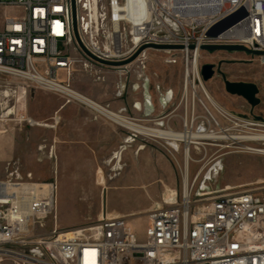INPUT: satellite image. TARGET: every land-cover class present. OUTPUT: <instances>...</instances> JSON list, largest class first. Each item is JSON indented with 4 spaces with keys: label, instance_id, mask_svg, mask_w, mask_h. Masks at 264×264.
Wrapping results in <instances>:
<instances>
[{
    "label": "built area",
    "instance_id": "2783aa9c",
    "mask_svg": "<svg viewBox=\"0 0 264 264\" xmlns=\"http://www.w3.org/2000/svg\"><path fill=\"white\" fill-rule=\"evenodd\" d=\"M125 2L75 0L80 39L100 60L124 61L143 44L179 46L183 48L164 53L181 54L185 68L190 69L186 79L197 78L200 84V69L193 72L198 47L237 44L264 52V0H143L146 14L141 20L127 16ZM226 16L230 17L229 27H243V37L223 38L208 31ZM75 45L82 52L73 31L71 0H0V124L15 119L30 127L57 130L62 110L70 105L107 122H112L107 109L123 115L127 112L126 106L114 110L110 103L100 107L73 86L74 61L68 49ZM189 46L195 50H188ZM149 50L154 49L143 51L133 62L139 66V77L147 68ZM83 55L82 67L95 82H105L110 73L121 79L133 64L106 66ZM259 59L264 64V55ZM61 70L65 81L57 76ZM33 87L62 99L47 120L19 114L14 104L8 106L13 99L15 103L25 100ZM132 88L140 89L138 84ZM187 88L189 92L190 84ZM145 91L151 108L152 98L148 89ZM124 92L125 84L120 81L115 95L122 97ZM173 98V91L167 90L163 108ZM199 101L204 113L197 114L194 103L185 108L179 122L169 118L165 124L157 121L151 127L196 137L189 144L182 137L170 139L178 144L176 148L166 144L180 171L181 193L176 191L147 212L142 237L130 225V216L103 214L95 224L61 229L56 182L35 180L17 162L7 163L6 176L0 178V264H264V183L239 191L215 189L223 163L214 161L220 156L201 163L194 172L190 169L191 163L207 158L206 145L217 147V152L220 147H231L221 142L235 141L237 127L245 120L218 113L228 121L224 125L202 99ZM134 107L142 108L139 103ZM199 151L204 155L194 159ZM50 153L53 155L52 148ZM50 219L52 227L46 233Z\"/></svg>",
    "mask_w": 264,
    "mask_h": 264
},
{
    "label": "rangeland",
    "instance_id": "374dc122",
    "mask_svg": "<svg viewBox=\"0 0 264 264\" xmlns=\"http://www.w3.org/2000/svg\"><path fill=\"white\" fill-rule=\"evenodd\" d=\"M68 50L69 56L74 60L72 84L80 92L99 103L104 105L112 103L115 106L117 104L126 106L132 100L133 94L136 96L135 92H139L141 110H137L135 114L131 109H127L124 115L135 119L141 125L154 127L157 121V123L161 121L165 124L169 118L179 122L180 117L185 114V108L187 106L192 108L194 103L196 113H204L200 99L218 116L222 124L228 123L206 99L199 85L195 98L190 88L188 96H184L185 64L181 54L164 53L165 50L160 52L149 50L147 68L142 76L139 77L141 72L135 62L131 65L129 73L121 79L116 74L110 73L105 82H95L91 73L82 67L84 55L79 48L75 45L70 46ZM200 55L201 79L208 91L223 108L245 120L241 124L242 127H237L235 134L237 136L264 134V64L259 59L261 55L202 50ZM206 64L214 67V75L207 81L202 76V67ZM57 76L63 81L66 80L65 71H59ZM145 78L149 81L145 82ZM120 81L125 84L122 97L115 95L116 86ZM225 81L256 84L259 89L257 97L260 103L252 107L243 97L229 94L225 89ZM134 84L140 87L135 92L132 88ZM156 87L159 89L156 90ZM196 87L197 84L195 89ZM145 88L148 89L149 96L152 98L153 107L151 108L146 104ZM169 89L173 91L174 98L171 104L163 108V95ZM61 101L59 95L33 87L25 100L15 103L13 99L8 106L11 107L14 104L19 114L24 113L37 120H47L59 108ZM56 104L59 106L56 107ZM253 121L260 124L244 127L246 122ZM109 123L111 126L107 136L102 139L99 138L100 130H96L97 137L88 138L89 141L65 143L58 140L59 127L57 130L30 127L15 119L3 122L0 124V178L6 176L7 163L15 161L25 174L30 173L35 180L56 182L57 221L58 226L65 230L99 222L102 211L106 215L104 211L106 212V208L110 207L113 198L110 200L108 190L104 192V207L102 198L98 195V189L102 192L104 188L115 184L116 180L130 177L135 180V186L124 188L118 193L117 206L124 210L136 211L137 217L130 218L129 221L135 231L142 232L145 229L143 219L146 214L141 210L148 202H150V209L161 205L164 200H168L172 194H175L174 190L180 194L182 184L180 171L167 151L168 146L164 141L153 140L144 135L133 136L134 133L129 129L114 122ZM221 144L231 145V147H220L217 152V147L206 145L207 158L200 163H191V172L196 171L201 163L213 162L220 156L214 161L221 160L223 163V170L217 177V182L213 184L215 189L231 188V191H239L264 183V155L244 153L240 149L241 146H248L264 150V142L240 144L236 141H227ZM124 146L126 149L121 155L123 171H116L114 169L118 162L115 157ZM53 147L52 155L50 152ZM141 147L143 150H140ZM202 155H204L203 152H196L194 159L200 160ZM4 157L6 158L3 161L1 158L4 159ZM149 160L152 168L155 166L158 172L155 179L152 173H142ZM179 161L183 163L181 153ZM216 164L221 165V162L218 161ZM99 180L102 181L101 186L98 185ZM160 180L163 183H160ZM84 188L89 190L87 197L79 193ZM114 204L116 205L115 202ZM52 223V219L47 221L46 233L49 232Z\"/></svg>",
    "mask_w": 264,
    "mask_h": 264
},
{
    "label": "bare ground",
    "instance_id": "6f19581e",
    "mask_svg": "<svg viewBox=\"0 0 264 264\" xmlns=\"http://www.w3.org/2000/svg\"><path fill=\"white\" fill-rule=\"evenodd\" d=\"M125 4H126L125 8H126V11H127V16L129 18H133V19H137V20H141V19L144 18L146 12H145V9H144L143 0H126ZM76 14H77V11H76ZM229 20H230L229 16H226L224 18H221L220 20H217L216 22H214L215 26L214 27H209L208 31L209 32H213V33H218L223 38H232V37H241V36L243 37L244 36L243 27H241L239 24L237 25V27H229V23H228ZM134 37H137V35L134 34ZM154 45H156V44H154ZM190 47L191 46L188 47V50H195V47H194V49H190ZM200 47H198V49L196 51V54H195L196 56H195L194 67H193V72L194 73L199 71V61H200V57H201V55H200L201 54V52H200L201 48ZM158 51L160 52L161 50H158ZM165 51H171V50H165ZM130 67L131 66L128 67V70L130 69ZM187 73L188 74L190 73V69L189 68L188 69L184 68L183 93H184L185 97L188 96V93H189L188 92V88H187L188 84H190V86H191L192 95L194 96V98L197 96L196 89H195V85L197 84L203 89V92H204V95H205L206 99L214 106L215 109H217L220 112V114L221 113L222 114H228V113L231 114L229 111H227V109L223 108L218 103V101L212 96V94L208 91V89L206 88V86L203 83L201 78L199 79L200 84H198L197 78H195V80L186 79L187 75H188ZM91 100L94 101L100 107L104 108V106L101 103H99L98 101L94 100L93 98H91ZM107 111H109L108 115H109V117H111L112 122H114L115 124H118V125L126 128V129H129L136 136L144 135V136H147V137L161 138V139L165 140L166 144L168 146H171L172 148H176L178 146V144H176V142L170 141V139H172V138L175 139V137H182L187 142V144H189L190 141L196 137L195 134H190V133L189 134L179 133V135H178L174 131L172 133H168V132H165L163 130H155L154 128L141 125V124L137 123L136 121L129 119L126 115L119 114V113H117V112H115L113 110H109V109H107ZM251 125H254V124L246 122L244 127L251 126ZM233 140H235L236 142H238L240 144L243 143V142H264V134H254V135H247V136H235L233 138ZM125 149H126V146L121 148V151H119L116 154L115 160H117V162H118L117 165H116V168L114 169L116 171H123V167L121 166V163H122L121 162V160H122L121 155H122V152ZM240 149H242L241 152H244V153H252V154L256 153V154L264 155V150L263 149H257V148L248 147V146H241ZM140 150H143V147H141ZM185 163L186 162H184V164ZM216 165H219V164H216ZM184 170L188 171L189 168H186ZM174 192H176V190H174ZM147 212L145 214H147ZM135 216L137 217V215H131L130 217L133 218Z\"/></svg>",
    "mask_w": 264,
    "mask_h": 264
},
{
    "label": "crops",
    "instance_id": "0c3cea01",
    "mask_svg": "<svg viewBox=\"0 0 264 264\" xmlns=\"http://www.w3.org/2000/svg\"><path fill=\"white\" fill-rule=\"evenodd\" d=\"M138 93L139 92H135V94H137V95L135 96L133 94L132 100L130 102H128L126 105V108L131 109L133 111V113H135V114H136L137 110L134 107V104L139 103V100H140ZM58 106H59V104H58ZM58 106L56 104V107H58ZM110 106L113 109L117 110L118 108L125 106V104H117L115 106L114 104L110 103ZM61 119H62V122H61V125L59 126V132H58V138L59 139L58 140L61 142H65V143H76V142L89 141V140H87L88 138L97 137L96 132H95L96 130H100L99 138L102 139V138L107 136L106 134H107V131L109 130V126H111L110 123L105 121V120L93 119L91 113L88 110L81 108V107L74 106V105L67 106L66 108H64L62 110ZM78 137H81V138L83 137L86 139H81V138L78 139ZM52 149L54 150V147ZM6 157H7V154H6ZM6 157H4V159L3 158H1V159L4 161ZM144 158H148V157L144 156ZM1 163H2V161H1ZM150 164H152V163L149 160L146 167L145 168H143L144 166L142 167L143 168L142 173H150V174L152 173L154 176L153 179H155L157 177L158 172H157V169L155 168V166H154V168H152V166ZM115 182H116L115 184H111L110 186H108V188H106V189L104 188L102 190V192H100V190L98 189V195L102 198V204L104 207H105L104 192H106L108 190L110 192V200L113 198L112 203L110 202V207L106 208V212L104 211V213H106L108 216L136 215V211L124 210L120 206H117L119 204V202L117 200L118 193L124 188L128 189V188L134 187L135 186V180L131 179L130 177L129 178L128 177L127 178L122 177V178L116 180ZM101 183H102V181L99 180L98 185L101 186ZM160 183H163L162 180H160ZM88 191H89L88 189L84 188V190L82 192L79 191V193H83L82 195L84 197L85 196L87 197ZM114 202L116 203V205L114 204ZM149 209H150V202H148L146 204V206L141 211L146 213ZM101 215H103V211H102ZM98 217H100V216L98 215ZM143 220H144V223L146 225L147 217L145 216ZM130 225L133 227L131 222H130ZM143 233H144V230L140 233L138 232L140 237L143 236Z\"/></svg>",
    "mask_w": 264,
    "mask_h": 264
},
{
    "label": "water",
    "instance_id": "95a60500",
    "mask_svg": "<svg viewBox=\"0 0 264 264\" xmlns=\"http://www.w3.org/2000/svg\"><path fill=\"white\" fill-rule=\"evenodd\" d=\"M72 4V19H73V31L75 35V39L82 50V52L88 56L89 58L104 64L106 66L113 67H122L133 63L137 57L145 50L154 49V50H179L183 47L172 46V45H154V44H143L126 60L120 62H108L103 61L95 57L92 53H90L85 46L83 45L78 31L77 25V14H76V4L75 0H71ZM202 51L214 52V51H227V52H244L251 55H264V52L251 50L243 45L237 44H227V45H202ZM190 49H194V46H191ZM214 75V67L213 65L206 64L202 67V76L205 81L211 79ZM225 89L229 94L236 95L239 97H243L252 107H256L260 103V99L257 97L259 93V89L254 83L247 82H230L225 81Z\"/></svg>",
    "mask_w": 264,
    "mask_h": 264
},
{
    "label": "flooded vegetation",
    "instance_id": "af4514ba",
    "mask_svg": "<svg viewBox=\"0 0 264 264\" xmlns=\"http://www.w3.org/2000/svg\"><path fill=\"white\" fill-rule=\"evenodd\" d=\"M241 148V147H240Z\"/></svg>",
    "mask_w": 264,
    "mask_h": 264
}]
</instances>
